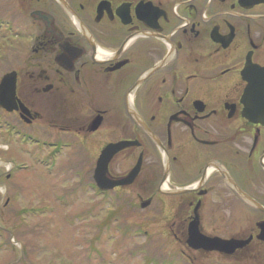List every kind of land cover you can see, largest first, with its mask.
Returning <instances> with one entry per match:
<instances>
[{
  "label": "flooded vegetation",
  "instance_id": "1",
  "mask_svg": "<svg viewBox=\"0 0 264 264\" xmlns=\"http://www.w3.org/2000/svg\"><path fill=\"white\" fill-rule=\"evenodd\" d=\"M36 2L48 11L17 15ZM0 21L11 50L4 76L15 73L19 106L9 124L29 130L49 120L31 104L45 96L57 105V129L65 134L51 139L45 132V147L97 148L92 161L103 148H125L108 166L111 179L142 163L130 186L114 190L137 199L123 206L142 214L149 200L160 230L181 246L196 211L205 231L210 217L235 207L242 246L230 259L264 264V127L242 115L243 72L252 67L248 76H256L264 67V4L0 0ZM240 138L252 146L242 148ZM165 182L179 187L164 191Z\"/></svg>",
  "mask_w": 264,
  "mask_h": 264
},
{
  "label": "rangeland",
  "instance_id": "2",
  "mask_svg": "<svg viewBox=\"0 0 264 264\" xmlns=\"http://www.w3.org/2000/svg\"><path fill=\"white\" fill-rule=\"evenodd\" d=\"M41 4L27 3L17 15H30L34 10L48 11V7L42 8ZM43 26L41 23L37 30L40 35ZM8 45L9 41L1 36L0 55L10 53ZM10 70L6 61H0V79L1 74ZM31 104L38 114L47 113L50 119L38 120L28 126L29 131L42 137L47 132L51 139L65 135L57 129V105L49 104L45 96L39 98V95ZM240 139L244 141L242 148L252 146L250 138ZM92 149L94 152L97 148L68 150L56 167L53 153L39 151L42 153L40 161L33 156L35 148H22L21 143L12 140L10 131L0 129V161L4 163L0 164V264H97L94 255H90L92 249L101 251L106 264H236V260L219 254L203 256L185 248L187 260L183 255L184 247L160 230L157 216L150 210L137 214L121 205L119 213L102 212L80 218L73 215L99 204L88 195L77 206L69 208L75 192L88 190L80 183L93 177L91 170L96 161L91 160ZM25 165L27 170H24ZM171 186L179 187L168 185ZM151 187L147 186L146 191L151 192ZM131 200L137 199L127 196L126 201ZM235 209L230 207L219 216L210 217L205 232L235 238Z\"/></svg>",
  "mask_w": 264,
  "mask_h": 264
},
{
  "label": "water",
  "instance_id": "3",
  "mask_svg": "<svg viewBox=\"0 0 264 264\" xmlns=\"http://www.w3.org/2000/svg\"><path fill=\"white\" fill-rule=\"evenodd\" d=\"M4 91H5V88L2 89V95L1 96H4ZM0 94H1V90H0ZM12 100H14V99H12ZM3 101L6 102L5 100H3ZM8 106L9 105H6L5 107L8 109ZM109 153H110V148H107V149H105L103 151V154H102V156L100 158V161H99V164H98V173H97V176H102L103 171H105L104 168H105V166L107 164V162L105 161V158L107 157V155ZM101 185L103 186L104 184H101ZM246 198H248V197H246ZM192 241H193V243L196 241L193 236H192ZM205 241L207 242V244L205 245V247L207 245H209L210 243H219L220 244L218 246L208 247L207 249H209V250H219V251H222V252L225 251V253L229 254V253H233V251H235V249H236V241L235 240H232V241H224V240L222 241V240H220L219 242L218 241L215 242L213 240H209V239L206 238ZM223 246H228V247H223Z\"/></svg>",
  "mask_w": 264,
  "mask_h": 264
},
{
  "label": "bare ground",
  "instance_id": "4",
  "mask_svg": "<svg viewBox=\"0 0 264 264\" xmlns=\"http://www.w3.org/2000/svg\"><path fill=\"white\" fill-rule=\"evenodd\" d=\"M211 172H212V170L209 171V173H211Z\"/></svg>",
  "mask_w": 264,
  "mask_h": 264
}]
</instances>
